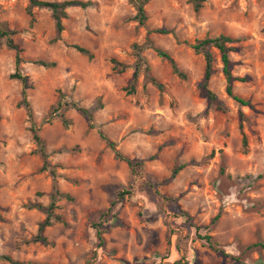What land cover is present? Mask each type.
Wrapping results in <instances>:
<instances>
[{
    "label": "rangeland",
    "instance_id": "374dc122",
    "mask_svg": "<svg viewBox=\"0 0 264 264\" xmlns=\"http://www.w3.org/2000/svg\"><path fill=\"white\" fill-rule=\"evenodd\" d=\"M89 1L66 8L57 38L48 8L32 7L29 15L28 0H0V28L15 31L16 46L1 39L0 264H13L6 256L50 264H237L197 233L247 264H264V248L246 249L264 241V0H203L198 10L194 0H147L144 24L132 18L135 0ZM220 34L235 39L228 55L242 80L232 90L246 104L226 92L212 46L208 87L221 108L201 90L205 60L191 44ZM134 45L143 47L161 89L141 66L135 91L125 92ZM110 58L125 70L113 69ZM16 69L27 76L26 88L11 77ZM33 130L45 145L44 171ZM50 170L70 198L55 200L58 219L44 227L46 242L34 241L50 203Z\"/></svg>",
    "mask_w": 264,
    "mask_h": 264
},
{
    "label": "trees",
    "instance_id": "16d2710c",
    "mask_svg": "<svg viewBox=\"0 0 264 264\" xmlns=\"http://www.w3.org/2000/svg\"><path fill=\"white\" fill-rule=\"evenodd\" d=\"M145 1L147 0H135V7H136V13L133 15V19L137 20L139 24H144L145 20L147 19V15L144 9V4ZM202 1L203 0H194V9L198 10L201 5H202ZM91 4V2L89 0L87 1H83V0H62V1H57V0H28V6L26 7V11L29 15H32V11L31 8L32 7H44V8H48L51 11V17L54 20V26L57 32V38H59V34L60 32L63 30V24H62V19L67 17V12H66V8L68 6L71 5H78L80 7H87ZM15 33L14 30H10L7 28H0V47H1V39L4 38L5 39V43L9 48L12 49H16V46L13 44L12 39H11V35H13ZM56 38V39H57ZM235 39L231 36L228 35H223L220 34L216 37H206L203 39H198L196 40L194 43L191 44V48L193 49V51L195 53H202L204 56V60H205V69H204V74H203V78L201 81V90L204 92L207 100L209 101V103L211 104H215L216 107L221 108L222 106V102L221 100L218 99L216 93L214 91H212L209 87H208V81L211 75V55L209 53V48L215 47L219 50L220 53V58L222 61V72L223 75L225 77L226 80V92L232 96L235 100H237L239 103L241 104H246V101L243 100L241 97L235 95L233 93L232 90V83L234 80H242V78H238L233 76L232 72H231V60L229 58L228 52L232 49L231 46H228V43L233 42ZM150 45V44H149ZM71 47H73L74 49H76L77 51L81 52V53H86L88 55V57H92V54L89 52V50L79 44H71ZM142 50L143 47L142 46H138V45H134V52H135V62L133 65V72H132V77L129 81V83L127 84V86H125L124 90L127 94H132L135 91V84H136V79L139 73V70L141 68V66H143L145 72L147 73V76L149 78V80L159 89H161L162 84L156 80V78H154L150 73H149V66L147 64V60L145 59V57L142 55ZM155 52L162 58L166 59L172 69V72L174 74H176L177 76L184 78L185 74L177 67L175 61L173 60V58L170 56V54L164 50H162L159 47H154ZM110 61L113 63L112 68L115 69L117 72H123L126 68V65L123 64L122 62L116 60L115 58H110ZM21 62V58L16 55V66L19 65V63ZM35 63L42 65L44 67L47 66H51L54 64V62H47V61H43V60H37ZM120 67V68H118ZM11 77L13 78H17L21 81L22 85L24 88L27 87V76L26 75H22L18 69H16L13 73H11ZM27 105V104H26ZM79 111H82L83 113H87L88 116H92V112L89 109L86 108H77ZM33 139L35 141L36 144V152L40 155V157L42 158V165L40 167L41 171H44L46 169L49 168V163L46 160V151H45V145L43 140L41 139V137L35 132V130H33ZM246 139L243 136V142L245 143ZM108 145L111 148H114L115 143L113 141H107ZM116 155L122 159L125 160L132 168L134 167V163L132 160L124 158L121 154H119V152H115ZM137 164V163H135ZM184 165L181 164L179 167L174 168L173 173H176L179 169H181ZM52 179H53V183H52V187H51V191L49 193V197H50V203L49 205L45 208L46 211V217L45 219L39 223L38 225V231L37 234L35 235V237L33 238L34 241H42V242H46V237L43 235V230L45 226L50 225L51 222V218L54 219H58V217L56 215H53V207H54V202L55 200H57L59 197H64V198H70V196L67 193H63L61 192L56 183H55V172L54 170H50ZM124 193H126L125 190H123L122 192L119 193V195H123ZM34 207H38V208H42L43 206L39 203L34 202L32 204ZM101 215H105V213H102ZM182 215L186 217V219H189L190 216L185 213L182 212ZM100 225L96 224V227H98ZM198 229V227H196V230ZM198 237L200 239H203L209 248H211L213 251L220 253L223 256H230L232 258V260L234 262H236L237 264H247L245 261H243L241 259L240 256H231L224 248L220 247L216 242L213 241L212 237L208 234H198ZM96 236L99 239V243L101 244L103 242V239L101 237V233H100V229L96 228ZM252 248H256V249H263L264 248V241H257L255 243L249 244L247 245L246 249H252ZM6 259L13 263V264H50L48 262H33V261H19V260H14L8 256H6ZM253 264H263L260 261H255L253 262Z\"/></svg>",
    "mask_w": 264,
    "mask_h": 264
}]
</instances>
